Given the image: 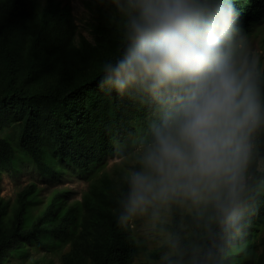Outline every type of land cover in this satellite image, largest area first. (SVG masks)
I'll return each mask as SVG.
<instances>
[{
    "label": "trees",
    "instance_id": "1",
    "mask_svg": "<svg viewBox=\"0 0 264 264\" xmlns=\"http://www.w3.org/2000/svg\"><path fill=\"white\" fill-rule=\"evenodd\" d=\"M106 2L92 26L93 41L80 36L76 42L68 4L45 0L39 8L37 0L0 1V131L16 129L14 143L0 137V171L22 153L41 175L54 172L53 163L60 160L87 176L131 136H148L156 118L150 101L96 86L98 66L122 45L123 19L111 0ZM234 6L243 30L264 21V0H234ZM253 143L238 226L220 225L212 212L211 220L182 216L175 204L166 225L168 243L147 253L141 264H264V235L254 245L264 226V127ZM125 175L123 168L103 173L69 206L56 194L30 226L29 191L19 193L9 227L0 206V264L22 243L46 247L58 241L70 244L62 264H137L138 243L130 224L119 221ZM183 223L193 226L194 236H187Z\"/></svg>",
    "mask_w": 264,
    "mask_h": 264
},
{
    "label": "clouds",
    "instance_id": "2",
    "mask_svg": "<svg viewBox=\"0 0 264 264\" xmlns=\"http://www.w3.org/2000/svg\"><path fill=\"white\" fill-rule=\"evenodd\" d=\"M122 45L98 66L97 89L154 106L124 182L121 224H151L183 204L238 226L253 139L264 127L257 59L246 49L234 0H111Z\"/></svg>",
    "mask_w": 264,
    "mask_h": 264
},
{
    "label": "rangeland",
    "instance_id": "3",
    "mask_svg": "<svg viewBox=\"0 0 264 264\" xmlns=\"http://www.w3.org/2000/svg\"><path fill=\"white\" fill-rule=\"evenodd\" d=\"M1 1V0H0ZM39 8L45 0H37ZM60 5L68 4L71 7L72 16L77 27L75 41L80 36L92 42L94 35L92 26L98 23L99 10H107L106 0H56ZM1 4V3H0ZM245 46L247 51L254 56L259 68L264 69V21L251 24L248 30H243ZM16 129L7 127L0 131V137L15 142ZM146 135L135 134L122 146H116L114 154L107 157L105 161L93 168L87 176L82 175L70 164L57 160L53 163L54 172H47L44 175L39 173L30 159L19 153L12 162L11 167H3L0 171V206L4 207L3 223L9 227L17 208L18 195L22 191H29V204L26 210V224L30 226L47 208L52 198L61 193V198L67 206L80 202L88 184L98 179L103 173H113L114 169L123 168L125 173L135 165V157L141 141ZM264 167V160L261 161ZM249 172L246 173V180ZM182 216L199 215L211 220V210L198 214L195 210H189L185 205L180 204ZM171 208L163 213L161 221L151 224L146 217L137 218L132 221L130 227L138 243L137 264L146 261V254L157 250L169 241ZM188 237L195 235L193 226L183 223ZM200 235V233H197ZM264 235V226L255 237V244L259 237ZM70 249V244L63 241L51 243L46 247H40L35 243H22L2 260V264H62V256ZM258 253L259 249H253Z\"/></svg>",
    "mask_w": 264,
    "mask_h": 264
}]
</instances>
